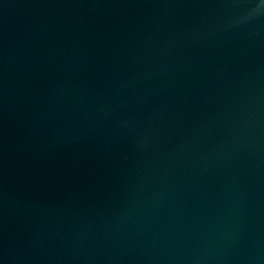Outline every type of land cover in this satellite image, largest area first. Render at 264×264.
Returning <instances> with one entry per match:
<instances>
[{
    "label": "water",
    "instance_id": "water-1",
    "mask_svg": "<svg viewBox=\"0 0 264 264\" xmlns=\"http://www.w3.org/2000/svg\"><path fill=\"white\" fill-rule=\"evenodd\" d=\"M0 264H264V0H0Z\"/></svg>",
    "mask_w": 264,
    "mask_h": 264
}]
</instances>
